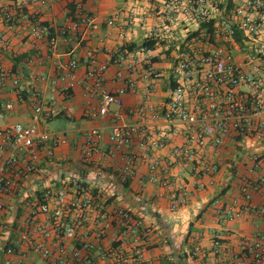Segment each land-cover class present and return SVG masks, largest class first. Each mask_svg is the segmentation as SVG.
<instances>
[{"label": "built area", "instance_id": "2783aa9c", "mask_svg": "<svg viewBox=\"0 0 264 264\" xmlns=\"http://www.w3.org/2000/svg\"><path fill=\"white\" fill-rule=\"evenodd\" d=\"M149 1L150 10L138 22L146 28L151 16H155L162 20L163 27L152 25L147 29L146 41L155 44L156 40L171 36L175 27H189L181 43V54L172 66L175 84L167 102L160 108L150 100L161 72L153 63V47L143 43L132 55L123 49L112 55L110 64L116 67L115 79L121 84L113 93L107 92L103 85L108 65L91 62L85 78L91 81L100 105L87 115L90 119L105 117L111 106H122L125 95L140 94L141 102L130 109L136 122L112 126L108 136L111 148L105 155L119 158L115 175L122 183L133 177L143 160L151 175L149 182L168 192L169 209L174 212L186 204L191 189L218 171L219 163L209 158L207 151L218 157L226 139L235 138L239 144L248 145L252 152L247 154V160L255 169L263 161L256 151L264 144V32L261 31L264 0H238L224 15L217 16L216 22L210 9H217L219 4L211 0H161L159 8L152 6L154 0ZM38 2L42 7L46 5V0ZM29 4L30 0H7L6 4H0V26L12 29L20 20L28 36L46 39L50 50L57 47L60 37L77 29L73 24L59 34L52 33L50 27L39 21V11L33 16L27 14ZM74 11L82 23L90 24L82 3H77ZM107 24L112 27L114 19ZM119 37L124 38V34ZM0 43L5 48L11 46L2 32ZM240 53L241 62H235ZM76 69L75 61L59 65L52 84L64 83L66 91L79 86ZM7 88L18 97L27 93L32 103V123L2 125L4 116L0 111V215L13 214L10 222L0 218V232L4 231L6 242L2 247L6 256L2 264H27L18 257L20 244L46 264H95L94 243L78 238L93 211H97L94 218L99 226L97 238L110 236V246L100 252L99 259L108 264H142L141 243L149 230L134 221L127 209L117 207L107 213L98 197L79 178L69 177L66 182L61 172L51 179L53 184L36 189L37 184L49 179V168L56 164L55 150L65 146L67 138L63 132L38 127L53 116V111L46 108L33 86L24 84L22 71H12L0 63V94ZM3 106L6 110L13 108L12 103ZM170 137L183 140L180 146L172 148L169 156L170 163H177L183 171L189 168L190 179L185 184L174 185L166 176L155 177L160 162L150 152L166 147ZM102 139L101 131L95 128L83 134L77 146L82 167H91L95 158L104 155L100 149ZM257 181L262 186L264 175ZM245 185L244 192L249 186ZM70 191L73 197L68 198ZM112 191L111 187L110 196L114 194ZM260 210L264 212V204ZM225 214L229 219L240 216L232 208H227ZM40 215L45 217L43 221L38 219ZM14 224L22 229L20 243L9 240V228ZM62 239L76 245L69 248ZM213 244L215 248L220 246L218 233L213 235ZM126 247L131 248V253H126ZM239 247L243 258L240 264H263L264 230L256 238L241 241Z\"/></svg>", "mask_w": 264, "mask_h": 264}, {"label": "crops", "instance_id": "0c3cea01", "mask_svg": "<svg viewBox=\"0 0 264 264\" xmlns=\"http://www.w3.org/2000/svg\"><path fill=\"white\" fill-rule=\"evenodd\" d=\"M211 1L219 4L217 9H210L215 22L219 19L217 16L224 15L225 11L239 2ZM79 2L91 19L88 25L75 15V5ZM160 2L154 0L152 6L159 8ZM6 3L7 0H0V4ZM150 8L149 0H46L43 7L38 0H30L27 14L33 16L39 11V21L50 27L52 33L59 34L63 28L77 25L75 32L59 38L54 50L48 48L46 39L38 40L28 36L20 20L12 29L0 26V33L11 44L10 48H5L0 43V63L12 71H22L24 84L33 86L46 108L53 111V116L46 122H40L38 127L45 130L44 124L58 119L65 120L69 125L67 129L53 131L65 133L67 144L55 150L56 164L49 168V179L37 184L36 189L41 190L43 186L53 184L51 179L61 172L66 182L70 180L69 177L79 178L91 194L98 197V203L102 204L107 213L117 207L127 209L134 221L149 230L148 237L141 243L144 249L142 264H240L243 260L240 242L256 238L264 230V212L260 210L264 204V184L259 186L257 181L264 175V144L256 151L263 160L257 169L247 160V154L252 150L248 145L239 144L235 138L226 139L218 157H214L213 152L208 150L207 156L219 163L218 171L210 179L201 180L200 186L191 189L186 204L172 212L169 209L168 192L156 183L149 182L151 175L143 160L138 164L133 177L122 183L115 175V169L120 165L119 158L105 155L111 148L108 136L112 126L136 122L137 118L130 113V109L141 102L140 94L125 95L122 106H111L105 117L90 119L87 115L88 112L97 111L100 105L91 81L85 78L91 62L108 65L103 85L107 92L113 93L121 84L115 79L116 67L110 64L112 55L120 49L130 55L134 54L147 40V29L152 25L163 27L162 20L155 16H151L146 28L141 27L138 18L145 16ZM111 19L115 23L112 27L107 24ZM187 30L189 27L177 26L171 31V36L156 40L153 46V63L161 72V77L150 100L157 107L161 108L167 102L169 91L174 87L172 66L175 58L181 54V43ZM261 31L264 32V27ZM120 33L124 34V38L119 37ZM241 56V53L237 54L235 62L240 63ZM71 61L77 64L75 75L81 84L66 91L64 83L53 85L52 81L58 76V66L67 65ZM41 77L46 80H40ZM141 87L139 83V89ZM6 103H12L13 108L6 110L3 106ZM0 111L4 116L2 125L32 123V103L27 93L18 97L9 88L2 91ZM94 128L103 135L100 149L104 155L95 158L91 167L84 168L79 162L77 146L83 134ZM182 143L180 137H170L166 147L150 152L160 162L155 177L166 176L174 185L188 182L189 168L183 171L177 163H170L172 148ZM245 183L249 185L246 192L243 191ZM111 187L113 196L109 195ZM71 197L73 191L68 193V198ZM227 208L239 212L240 216L229 219L225 214ZM96 213H91L90 219L79 231L78 238L94 243L95 264H108L99 259V254L110 246V236L97 238L99 226L94 222ZM6 214L0 215V218L10 222L13 214ZM44 218L38 216L40 221ZM9 229V240L20 243L23 240L22 229L16 224ZM214 233L220 235L218 248L213 244ZM3 234L4 231L0 232V264L6 258L2 252L6 244ZM62 242L69 248L76 245L65 239ZM125 251L129 254L131 248L126 247ZM18 253V257L27 264H46L36 253L21 244Z\"/></svg>", "mask_w": 264, "mask_h": 264}, {"label": "rangeland", "instance_id": "374dc122", "mask_svg": "<svg viewBox=\"0 0 264 264\" xmlns=\"http://www.w3.org/2000/svg\"><path fill=\"white\" fill-rule=\"evenodd\" d=\"M68 123L65 120L58 119L44 124L45 130L48 132L64 130L68 128Z\"/></svg>", "mask_w": 264, "mask_h": 264}, {"label": "trees", "instance_id": "16d2710c", "mask_svg": "<svg viewBox=\"0 0 264 264\" xmlns=\"http://www.w3.org/2000/svg\"><path fill=\"white\" fill-rule=\"evenodd\" d=\"M144 45H147L149 48H152L154 45V42L153 41H145Z\"/></svg>", "mask_w": 264, "mask_h": 264}]
</instances>
